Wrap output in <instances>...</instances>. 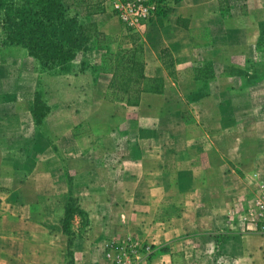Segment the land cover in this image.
I'll use <instances>...</instances> for the list:
<instances>
[{
  "label": "crops",
  "instance_id": "1",
  "mask_svg": "<svg viewBox=\"0 0 264 264\" xmlns=\"http://www.w3.org/2000/svg\"><path fill=\"white\" fill-rule=\"evenodd\" d=\"M105 7L92 20L107 35L126 33ZM142 38L146 74L166 85L143 93L138 106L106 97L109 72L0 73V94L14 93L0 104V264L64 261L68 175L81 172L89 227L101 220L109 231L119 211L126 231L142 219L155 237L185 232L214 242V231H227L224 251L239 264H264V232L245 231L239 220L255 187L250 178L262 175L264 0H176ZM32 79L35 87L19 88ZM40 81L49 111L38 123ZM166 206L181 214L156 230Z\"/></svg>",
  "mask_w": 264,
  "mask_h": 264
},
{
  "label": "rangeland",
  "instance_id": "2",
  "mask_svg": "<svg viewBox=\"0 0 264 264\" xmlns=\"http://www.w3.org/2000/svg\"><path fill=\"white\" fill-rule=\"evenodd\" d=\"M64 1L70 8L73 7V0ZM171 7L172 3H170V7H167L166 13L169 12ZM2 34L0 29V41L4 38ZM141 35L143 36V34ZM126 38L127 33H112L108 35L107 40L111 50L117 51L119 45L128 47ZM112 44L114 47H112ZM100 55L101 53L98 50H91L85 53L81 57L82 60H85V64L81 66L80 61L76 60L68 73H79L84 70H90L94 74L99 72L100 70L96 67L95 62ZM0 63L2 64L0 73L7 71L13 77H19L24 72L35 73L44 71L52 75L58 73L41 67L39 60L30 56L28 51L22 46H0ZM4 82L6 81L4 80ZM18 82L19 80L16 82L17 85H19ZM9 85L6 82V86L2 88H9ZM84 85L82 86L84 87ZM33 87H35L33 79L19 85V88L25 91ZM37 88V92L43 97L44 88L42 81L37 85ZM84 90H87V88H84ZM106 97L109 100L117 101L116 95L110 94L108 91L106 92ZM12 100H14V93L0 94V104L8 103ZM6 106L11 105L7 104ZM82 129L88 131V127H82ZM112 142L111 140V145ZM260 146L262 153H264V142H260ZM257 165L262 175L255 174L254 177L250 178L255 187L252 191V197H250L244 208L246 216L244 215L239 220L244 223L242 228L245 231L264 232V156L258 158ZM88 180L87 174L83 172L76 174V176L68 175L71 194L75 199V203L76 201L79 202V194L85 191L84 186L88 184ZM83 210L82 213H76L73 216L70 224L69 232L71 233V248L74 252V259L67 254L68 235L64 233L65 259L61 264H239L238 261L240 259L238 256L223 250V245L228 240L230 232L214 231L216 233L214 242H206L201 237H192L194 234L185 232H182L179 236L174 234V236L170 235L167 238L155 237L152 229L145 231L141 228L142 219L131 221V230L126 231L124 229L126 222L119 211L114 212L110 216L111 220L106 222L109 231L102 232L101 220L98 221L97 229L89 227L93 222L90 220L88 212L85 209ZM181 210V208L175 206L164 207L156 215L158 217L157 221H154L156 230L160 222L170 225V228L174 226L173 223H170V220L174 216L180 215ZM53 264H56V262Z\"/></svg>",
  "mask_w": 264,
  "mask_h": 264
},
{
  "label": "trees",
  "instance_id": "3",
  "mask_svg": "<svg viewBox=\"0 0 264 264\" xmlns=\"http://www.w3.org/2000/svg\"><path fill=\"white\" fill-rule=\"evenodd\" d=\"M105 3L106 0H73L70 8L64 0H0V29L4 37L0 46H22L39 60L41 67L59 73H68L76 60L83 66L85 60L81 57L85 53L101 51V64L96 67L111 73L108 92L115 94L116 100L138 106L143 93H163L165 79L146 74L141 34L129 33L128 47L119 45L117 51L111 50L108 35L91 18L106 10ZM162 60L168 68L173 65L167 51L163 52ZM48 111L43 97L36 92L33 109L36 121L41 123ZM74 200L70 187L62 224L68 235L67 254L73 259L70 224L76 213L84 211Z\"/></svg>",
  "mask_w": 264,
  "mask_h": 264
},
{
  "label": "built area",
  "instance_id": "4",
  "mask_svg": "<svg viewBox=\"0 0 264 264\" xmlns=\"http://www.w3.org/2000/svg\"><path fill=\"white\" fill-rule=\"evenodd\" d=\"M175 0H106L107 8L123 23L129 33L145 34L153 21L164 16Z\"/></svg>",
  "mask_w": 264,
  "mask_h": 264
}]
</instances>
